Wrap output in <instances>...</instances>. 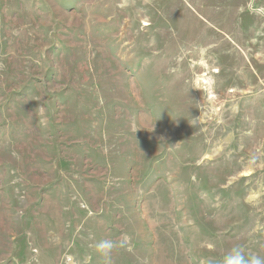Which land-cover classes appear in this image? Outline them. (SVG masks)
I'll use <instances>...</instances> for the list:
<instances>
[{"label":"rangeland","instance_id":"1","mask_svg":"<svg viewBox=\"0 0 264 264\" xmlns=\"http://www.w3.org/2000/svg\"><path fill=\"white\" fill-rule=\"evenodd\" d=\"M234 245L264 256V0H0V264Z\"/></svg>","mask_w":264,"mask_h":264},{"label":"clouds","instance_id":"2","mask_svg":"<svg viewBox=\"0 0 264 264\" xmlns=\"http://www.w3.org/2000/svg\"><path fill=\"white\" fill-rule=\"evenodd\" d=\"M126 241L119 243L113 240H102L95 247L98 251L108 255L116 247H123ZM215 264H264V256L258 254H246L241 245H234L220 261Z\"/></svg>","mask_w":264,"mask_h":264}]
</instances>
